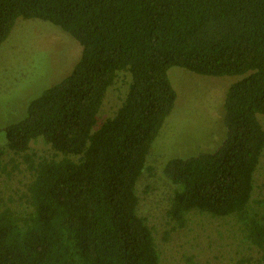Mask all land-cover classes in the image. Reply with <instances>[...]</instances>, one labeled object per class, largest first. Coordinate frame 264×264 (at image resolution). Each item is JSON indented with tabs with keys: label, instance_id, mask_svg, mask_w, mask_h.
I'll list each match as a JSON object with an SVG mask.
<instances>
[{
	"label": "trees",
	"instance_id": "trees-1",
	"mask_svg": "<svg viewBox=\"0 0 264 264\" xmlns=\"http://www.w3.org/2000/svg\"><path fill=\"white\" fill-rule=\"evenodd\" d=\"M19 18L59 26L82 49L68 77L0 129V264H165L178 239L181 264L194 263L200 220L226 232L201 253L236 259L248 247L264 264V0H0V47ZM174 66L243 78L227 94L223 143L167 161L160 234L139 185L165 154L149 156L177 103ZM113 88L123 98L106 116Z\"/></svg>",
	"mask_w": 264,
	"mask_h": 264
},
{
	"label": "rangeland",
	"instance_id": "rangeland-1",
	"mask_svg": "<svg viewBox=\"0 0 264 264\" xmlns=\"http://www.w3.org/2000/svg\"><path fill=\"white\" fill-rule=\"evenodd\" d=\"M17 22L0 47V129L24 119L32 100L68 77L79 61L82 49L81 44L59 26L36 18H19ZM169 77L178 95L177 103L152 145L149 156L158 149L165 154L158 160L147 161L148 166L153 168L154 176L146 171L139 185L141 212L160 234L164 230L162 224L172 192L164 174L167 161L188 158L200 152H213L223 143L227 135L223 122L227 94L231 86L243 78L199 75L180 66L171 67ZM114 89H110L106 97V116H111L121 105L123 91ZM258 119L264 127V115H258ZM0 135L4 137L2 133ZM2 142L0 139V145ZM148 186L150 189L146 192ZM0 187L5 189L6 185L0 182ZM263 191L264 158L256 193ZM165 197L168 199L165 200ZM202 225L201 220L192 223L200 234L198 238L203 250L208 248L214 237L226 236L223 228H219L214 235L208 229L204 230ZM181 243L178 239L172 242V247H164L166 254L170 253L165 257V264H181L180 257L184 256ZM201 250L196 251L198 255L194 263L189 264H205L208 260L210 264H253L251 256H256L248 247L236 259L232 251L224 257L221 253H201ZM240 257L246 258V262L239 260Z\"/></svg>",
	"mask_w": 264,
	"mask_h": 264
}]
</instances>
